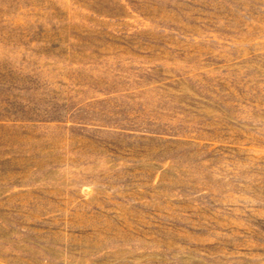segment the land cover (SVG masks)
<instances>
[{
  "label": "rangeland",
  "instance_id": "374dc122",
  "mask_svg": "<svg viewBox=\"0 0 264 264\" xmlns=\"http://www.w3.org/2000/svg\"><path fill=\"white\" fill-rule=\"evenodd\" d=\"M0 264H264V0H0Z\"/></svg>",
  "mask_w": 264,
  "mask_h": 264
}]
</instances>
